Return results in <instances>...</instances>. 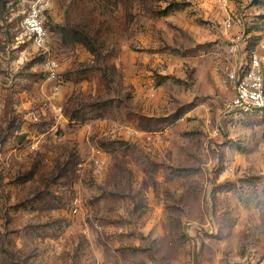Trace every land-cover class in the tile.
I'll return each instance as SVG.
<instances>
[{
	"label": "rangeland",
	"instance_id": "rangeland-1",
	"mask_svg": "<svg viewBox=\"0 0 264 264\" xmlns=\"http://www.w3.org/2000/svg\"><path fill=\"white\" fill-rule=\"evenodd\" d=\"M35 1L0 0V264H264V110L224 82L264 0H43L45 48Z\"/></svg>",
	"mask_w": 264,
	"mask_h": 264
},
{
	"label": "built area",
	"instance_id": "built-area-1",
	"mask_svg": "<svg viewBox=\"0 0 264 264\" xmlns=\"http://www.w3.org/2000/svg\"><path fill=\"white\" fill-rule=\"evenodd\" d=\"M24 32L38 48H45L48 29L43 0H36L27 8L22 16ZM226 27L240 28L239 20L225 21ZM58 63L55 59L45 60V70L50 78L58 75ZM224 82L231 89L228 108L235 114L246 115L264 110V54L253 51L248 59L228 69L225 72ZM77 208L74 207V211Z\"/></svg>",
	"mask_w": 264,
	"mask_h": 264
}]
</instances>
